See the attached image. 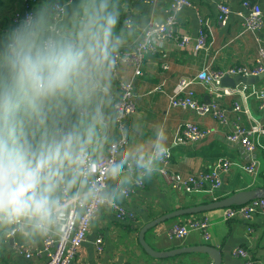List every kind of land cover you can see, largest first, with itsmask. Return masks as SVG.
<instances>
[{
	"label": "clouds",
	"instance_id": "1",
	"mask_svg": "<svg viewBox=\"0 0 264 264\" xmlns=\"http://www.w3.org/2000/svg\"><path fill=\"white\" fill-rule=\"evenodd\" d=\"M116 0H41L0 31V236L26 243L94 227L170 155L163 125L102 166L123 40Z\"/></svg>",
	"mask_w": 264,
	"mask_h": 264
},
{
	"label": "crops",
	"instance_id": "2",
	"mask_svg": "<svg viewBox=\"0 0 264 264\" xmlns=\"http://www.w3.org/2000/svg\"><path fill=\"white\" fill-rule=\"evenodd\" d=\"M4 13L0 12V31L11 24L14 13L22 14L23 0H3ZM222 0H195V8H185L176 14L177 34L189 35L192 40L198 38L200 29L206 32L207 47L194 52V42L181 48L173 40H168L155 54L146 53L142 67L143 74L135 77L133 64H122L113 76L110 87L111 109L114 123H110L106 139L95 150V157L107 156L109 147L118 139L115 102L120 97L119 82H133L137 113L126 119L125 128L129 143L146 138L154 125H163L168 135L170 162L168 171L180 178L200 176L218 163L228 159L233 165L228 175L223 176V184L215 192L212 188L201 193L186 194L170 187L159 172L153 179L135 188L133 193L121 204L135 215V222L122 221L113 210L105 212L99 222L90 227L86 242L79 249L72 264H213L203 254L177 256L172 259H156L148 255L139 242V233L143 226L152 220L178 209L188 208L213 202L212 195L220 199L237 192L264 190V136L257 137L256 172L245 169L240 151L226 140V134L233 128V104L239 103L248 110L240 114L241 121L247 127L254 121L264 123V110L261 102L253 94L254 90H264V79L254 86L238 85L246 94L225 96L224 108L229 110V121L222 124L212 114L201 115L195 110L172 108L170 97L178 91L182 78L197 76L206 66L216 72H227L232 67H245L249 71L258 68L260 45L251 32L245 31L237 12L245 11L244 0H224L233 14L226 25L218 22V3ZM119 6L121 22L117 33L122 37L120 51L135 47L141 31L151 23L163 22L169 15L173 0H116ZM41 3L39 0L38 5ZM37 5V6H38ZM264 14V1L261 2ZM131 22V28L127 22ZM203 21V24H202ZM264 41V29L260 34ZM167 64L168 69L163 65ZM264 66V61L261 63ZM229 87V88H236ZM160 88V89H159ZM200 101L206 105L212 102V96L201 85L193 86ZM159 89V90H158ZM254 96V97H251ZM188 123L209 128L212 134L199 142L177 145L176 139ZM206 218L209 223L210 240H205L200 232H193L183 240L171 239L170 230L175 224H184L191 219ZM102 239L103 251L96 249V240ZM147 243L158 252H165L182 247L210 245L220 249L222 264H245L244 258H238L234 251L245 249L252 264H264V215L258 213L251 221L225 220V209L176 218L157 226L147 233ZM44 240L26 243L18 235L10 238L0 236V264H44L47 256L35 255L27 258L19 253V246H28L40 252L44 249Z\"/></svg>",
	"mask_w": 264,
	"mask_h": 264
},
{
	"label": "built area",
	"instance_id": "3",
	"mask_svg": "<svg viewBox=\"0 0 264 264\" xmlns=\"http://www.w3.org/2000/svg\"><path fill=\"white\" fill-rule=\"evenodd\" d=\"M31 1L33 0H23V12L20 14V17H23L26 12L35 7L30 3ZM194 1L195 0H173L169 11L170 13L165 21L151 23L149 26L145 27L141 31L135 47L130 50L119 52L116 61L115 75L118 73V69L122 64L129 63L135 66V77L141 76L143 74L142 67L146 53H157L159 48L168 40H173L181 48H186L190 43L194 42L195 53L206 50L207 36L204 28L200 29L199 36L195 40H192L189 35L177 34L176 32L178 25L176 14L185 8H195ZM263 1L264 0H244L242 5L245 11L236 13V15L242 20L245 31L254 34L260 45V60L258 61V68L251 72L245 67H232L227 72H216L211 68V65H208L197 76L193 78H182L180 80L178 91L170 97V106L172 108L195 110L201 115L212 114V116L222 124H226L229 121V110L224 108L222 103L223 98L237 93H246L239 87H224L222 85V79L225 76L249 77L264 73V66L261 65L264 61V41L260 37V34L264 29V14L261 6V2ZM217 8V19L219 24L226 25L230 16L233 14L230 6L222 0L218 3ZM18 18L19 15L15 17L14 21ZM127 26L131 28L132 25L130 21L127 22ZM163 68L168 69V65L164 64ZM197 84L203 86L212 96V102L210 105H206L200 101V98L197 96L193 88V86ZM118 87L120 89V97L115 102L114 109L117 115L116 122L118 125L119 137L111 143L107 156L100 158L95 157V159L101 163V168L98 170L95 179L97 183L101 184L105 181L102 168L103 164L107 162V160L115 158L118 150L125 144L129 143L125 122L128 117L137 113L133 82H119ZM251 94L260 100V107L264 110V90H254L250 95ZM242 112L248 113V110H245L243 106L235 102L232 108V113L234 114L233 128L226 134V140L231 146L239 149L246 171L256 172V168L258 167V146L256 139L259 136H264V123L255 120L253 125L247 127L241 121L240 114ZM211 134L212 130L209 128H201L199 125L188 123L184 126L180 135L177 137L176 144L183 145L199 142ZM169 162L170 155L162 165V171L160 172L161 175L170 187L186 194L201 193L209 191L211 188L216 192L223 184V176L229 174L233 165L230 160L226 159L218 163L215 168L210 169L209 171H203L198 177L191 176L188 177V179H183L168 171ZM133 192L134 191H132L130 195ZM212 197L213 201L219 199L215 193ZM112 210L116 213L117 218L122 221H136L135 215L121 205ZM258 213L264 215V199H256L243 206L225 209V220L228 222L232 220L251 221L254 215ZM209 227L210 223L206 218L191 219L184 224H175L170 230V238L183 240L193 232H200L205 240H210L211 236L209 233ZM89 229L90 228H85L84 225H81L70 230L63 238H49L44 240V249L40 252H36L28 246H19L18 251L19 253L21 252V254H24L27 258H32L35 255L41 256L45 253L47 260L44 264H72L79 249L86 242ZM96 249L99 253H102L103 245L101 238L96 240ZM234 255L238 258H244L246 260L245 264H252L250 256L245 249H236Z\"/></svg>",
	"mask_w": 264,
	"mask_h": 264
},
{
	"label": "water",
	"instance_id": "4",
	"mask_svg": "<svg viewBox=\"0 0 264 264\" xmlns=\"http://www.w3.org/2000/svg\"><path fill=\"white\" fill-rule=\"evenodd\" d=\"M263 79H264V73L257 76H249V77L225 76L222 79V85L224 87H236L241 84L254 86ZM256 199H264L263 189L257 188L252 190L240 191L227 198H223L220 200H216L213 202L196 205L188 208L175 210L173 212L160 216L159 218H156L151 222L147 223L145 226H143L139 233V242L142 245V247L145 249L146 253L156 259H172V258H176L177 256H184L190 254H203V255H207L213 261V264H222V253L220 249L216 247L210 245H201V246L182 247L165 252H158L154 250L147 243L146 241L147 233L154 230L157 226L175 218H180L190 215H198L214 210L227 209L230 207L243 206Z\"/></svg>",
	"mask_w": 264,
	"mask_h": 264
},
{
	"label": "trees",
	"instance_id": "5",
	"mask_svg": "<svg viewBox=\"0 0 264 264\" xmlns=\"http://www.w3.org/2000/svg\"><path fill=\"white\" fill-rule=\"evenodd\" d=\"M29 1H30V0H29ZM30 3H32L34 6H37L38 3H39V0H33V1H31ZM4 4H5V2H4L3 0H0V7H3ZM0 12H1V13H4V12H3V9H1ZM17 15H19V17H20V14L17 13V12H15V13H14V18L12 19L11 24H13V23L15 22L14 19H15V17H16ZM120 22H121V19H120ZM120 22H119V23H120Z\"/></svg>",
	"mask_w": 264,
	"mask_h": 264
},
{
	"label": "rangeland",
	"instance_id": "6",
	"mask_svg": "<svg viewBox=\"0 0 264 264\" xmlns=\"http://www.w3.org/2000/svg\"><path fill=\"white\" fill-rule=\"evenodd\" d=\"M204 214H206V213H204ZM176 220V218L175 219H172V220H170V221H172V222H174ZM169 222V221H168Z\"/></svg>",
	"mask_w": 264,
	"mask_h": 264
}]
</instances>
